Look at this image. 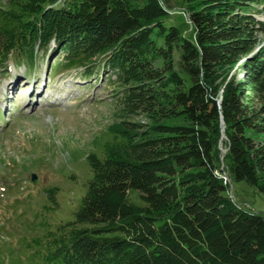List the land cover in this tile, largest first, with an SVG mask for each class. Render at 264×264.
<instances>
[{
	"label": "trees",
	"instance_id": "trees-1",
	"mask_svg": "<svg viewBox=\"0 0 264 264\" xmlns=\"http://www.w3.org/2000/svg\"><path fill=\"white\" fill-rule=\"evenodd\" d=\"M6 3L0 64L14 53L31 63L51 42L66 69L100 59L122 85L123 115L147 120L114 125L103 158L88 157L74 221L35 240L28 264H264V216L238 207L226 181L264 197L259 1L184 0L192 39L167 25L160 0ZM240 59L242 78L228 79Z\"/></svg>",
	"mask_w": 264,
	"mask_h": 264
},
{
	"label": "rangeland",
	"instance_id": "rangeland-1",
	"mask_svg": "<svg viewBox=\"0 0 264 264\" xmlns=\"http://www.w3.org/2000/svg\"><path fill=\"white\" fill-rule=\"evenodd\" d=\"M73 1L56 0L54 8ZM258 1L251 5L256 12L250 13L264 23V0ZM160 2L170 14L167 25L192 39L184 0ZM7 9L6 0H0V12ZM259 39L263 46L264 37ZM34 50L31 63L14 53L0 64V264H28L37 249L35 240L43 243L57 225L74 221L91 178L88 157L103 158L114 125L147 123L140 115H123L122 85L100 59L66 69L65 51L53 42ZM241 63L242 59L228 79L242 78ZM248 90L246 95L252 97ZM35 102L38 106L33 108ZM219 151L222 170L226 152L222 143ZM226 181L238 207L264 216L263 196L244 182ZM129 196L137 201L135 193Z\"/></svg>",
	"mask_w": 264,
	"mask_h": 264
},
{
	"label": "water",
	"instance_id": "water-1",
	"mask_svg": "<svg viewBox=\"0 0 264 264\" xmlns=\"http://www.w3.org/2000/svg\"><path fill=\"white\" fill-rule=\"evenodd\" d=\"M218 104H220V100L218 101ZM221 128H222V134H223V124H222V121H221ZM223 136V135H222ZM35 180V177L33 176L32 177V181H34Z\"/></svg>",
	"mask_w": 264,
	"mask_h": 264
},
{
	"label": "bare ground",
	"instance_id": "bare-ground-1",
	"mask_svg": "<svg viewBox=\"0 0 264 264\" xmlns=\"http://www.w3.org/2000/svg\"><path fill=\"white\" fill-rule=\"evenodd\" d=\"M42 93V92H41ZM41 93L38 95V97H40V95H41ZM38 106V103L37 102H35L33 105H32V107L34 108V107H37ZM223 138V137H222Z\"/></svg>",
	"mask_w": 264,
	"mask_h": 264
}]
</instances>
